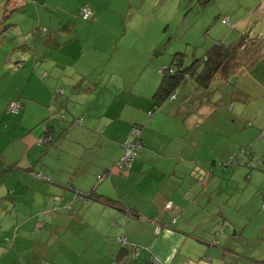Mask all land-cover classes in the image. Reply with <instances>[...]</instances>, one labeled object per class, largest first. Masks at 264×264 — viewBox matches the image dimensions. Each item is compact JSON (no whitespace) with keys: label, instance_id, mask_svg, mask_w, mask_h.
<instances>
[{"label":"crops","instance_id":"crops-1","mask_svg":"<svg viewBox=\"0 0 264 264\" xmlns=\"http://www.w3.org/2000/svg\"><path fill=\"white\" fill-rule=\"evenodd\" d=\"M1 1L36 9L6 26L0 14V120L20 118L0 131V264H264V0L210 1L206 50L244 34L247 47L227 76L207 89L188 78L165 103L154 99L153 45L104 61L103 47L72 40L69 17L43 14L37 0ZM126 1L89 0L79 14L90 7V25L117 35ZM134 126L143 147L122 173ZM73 225L102 241L57 238Z\"/></svg>","mask_w":264,"mask_h":264},{"label":"rangeland","instance_id":"rangeland-1","mask_svg":"<svg viewBox=\"0 0 264 264\" xmlns=\"http://www.w3.org/2000/svg\"><path fill=\"white\" fill-rule=\"evenodd\" d=\"M23 1L27 2V0ZM88 1L37 0L36 3L44 7V9L42 8L43 14L47 16L53 14L59 18L69 17V24L71 23L69 34L72 35V40L78 42L80 34H83L84 47L87 48L85 51L92 50L93 47H103L106 52L104 61L113 60V54L117 56V51H120L121 55H124L123 51L124 53L127 51L139 54L142 52L141 48L153 45L152 59L148 64L150 67L157 66L159 70L170 66L173 55L176 53L186 54V64L189 66L194 59L201 58L206 52L207 47L204 46L207 39L206 21L209 16L212 17V13H215L213 9L215 4L210 5L212 2L207 3L208 0H127L126 6L123 7V26L117 35L114 28L105 25L106 23L102 24L100 28H96L90 25L91 20L85 21L81 18L79 10L82 6L89 4ZM2 3L3 1L0 0V14L2 15L8 10L7 14L10 16L9 19L7 16V21L2 23L5 26L11 24L10 21L14 15L17 19L26 13H33L36 9L28 8L27 12L25 7L20 6H17L18 8L15 10L11 7L6 9L1 6ZM202 3L203 5L208 4V6L204 7ZM206 9L208 10L205 12ZM40 11L42 10L40 9ZM65 26H68V23H65ZM2 39L0 37V41ZM157 53L160 55L157 56ZM128 60L124 59V61ZM159 75L161 77L160 73ZM14 118V120L2 118L0 131L4 130L3 125H7L12 131L15 130L13 127L19 123L20 118L17 116ZM45 144L43 143V145ZM75 235L85 242H100L103 239L94 229L80 225H73L70 231H62L60 235H57V238L66 241L74 238ZM108 241L111 242L110 239ZM193 243L197 249L200 248L199 243ZM86 258L92 259L90 253Z\"/></svg>","mask_w":264,"mask_h":264},{"label":"trees","instance_id":"trees-1","mask_svg":"<svg viewBox=\"0 0 264 264\" xmlns=\"http://www.w3.org/2000/svg\"><path fill=\"white\" fill-rule=\"evenodd\" d=\"M203 6L207 7L208 4ZM248 39V34H244L237 42L230 45L218 42L206 50L201 58L194 59L189 66L186 64L187 55L176 53L173 55L171 65L161 69V81L154 99L158 103H165L173 94L178 93V89L188 78L195 80L202 89L209 88L217 77L227 76L239 64V57L247 47ZM88 198L115 205V202L104 200L97 194H90Z\"/></svg>","mask_w":264,"mask_h":264},{"label":"built area","instance_id":"built-area-1","mask_svg":"<svg viewBox=\"0 0 264 264\" xmlns=\"http://www.w3.org/2000/svg\"><path fill=\"white\" fill-rule=\"evenodd\" d=\"M80 16L83 20H92L94 18V12L90 7H83L80 11ZM223 23L228 25V26H231V23L229 22V20L227 18L223 19ZM43 30L46 31L45 29H43ZM263 43H264V41H263ZM161 71L162 70H160V72ZM175 97H176V94H173L169 100H174ZM8 110L10 113H12L14 115H18L23 110V104L21 102H12L8 106ZM149 115H152V112H150ZM75 122H76V124H80L81 120H77ZM261 137L264 139V129L261 131ZM51 140H52V138L48 134L45 137H43L42 140H40L39 144L49 143V142H51ZM142 147H143L142 127L141 126H134L130 131V138L123 143L124 154L121 157V159L119 160V162L117 163V167L122 173L127 172L131 169L133 163L139 157ZM245 154H247V151L242 150L240 156H244ZM235 159H236L235 156L231 157L229 164H233ZM34 176L37 178H40V179L48 180V178H46V176L43 173L34 174ZM172 206H173V203L168 202L166 205V208L170 209V208H172ZM263 208H264V203H263ZM118 241L122 244H127V241L125 238H120V239H118ZM133 248H134L135 255L138 256L140 251H141V248L140 247H133ZM152 261L157 263V264H161L157 258L153 257ZM113 264H118V263L115 261Z\"/></svg>","mask_w":264,"mask_h":264},{"label":"water","instance_id":"water-1","mask_svg":"<svg viewBox=\"0 0 264 264\" xmlns=\"http://www.w3.org/2000/svg\"><path fill=\"white\" fill-rule=\"evenodd\" d=\"M159 53H157V56H158ZM223 231V229L221 230V232Z\"/></svg>","mask_w":264,"mask_h":264}]
</instances>
